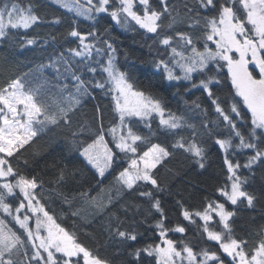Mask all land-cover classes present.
Returning a JSON list of instances; mask_svg holds the SVG:
<instances>
[{"label":"snow or ice","instance_id":"6c2138e0","mask_svg":"<svg viewBox=\"0 0 264 264\" xmlns=\"http://www.w3.org/2000/svg\"><path fill=\"white\" fill-rule=\"evenodd\" d=\"M55 2L86 20L94 19V13H106L125 30L131 28L130 22H135L140 29L155 34L158 43L170 49L167 59L154 61L155 68L162 70L168 81L191 82L194 73L206 74L212 64L227 68V77L234 89L233 102L228 109L222 107L210 87L214 82L220 83L215 76L191 84L193 88H202L207 93L215 112L222 118L214 123L217 126L222 124L223 132H213L208 123L202 124V127L215 137V145L225 153L226 178L223 185L215 189L218 194L216 199L205 197L202 210H190L181 200L176 203L183 220L195 223L194 218L198 217L203 222L201 234L219 245L218 251L230 258V264H264V228L259 230L258 242L248 249L246 240L233 235L231 220L236 213L227 207L245 202L249 208L255 206L258 197L245 190L249 177L242 176L239 170L246 169L254 179L256 168H264V0H192V3L184 0L182 7L170 6L168 0H159L162 5L159 9L152 7L150 0ZM138 8H142V12ZM208 12L213 15H207ZM165 15L168 16L167 25L162 23ZM40 22L41 18L35 14L31 4L22 6L18 0H3L0 3V40L7 39L10 30H27ZM178 23H187L190 30L199 28V36L191 31L177 30L175 25ZM168 31L174 34L170 35ZM67 35L78 41L77 47L65 49L47 65L54 69L57 81L63 76L71 77L74 82L75 93L69 94L66 106L56 103L53 108L39 98V89H26L22 78L13 79L0 87V264H111L62 226L54 214H50L43 202L50 194L45 190V182L37 175L21 172L19 164L14 167L12 163L13 160L19 161L21 150L34 144V138L40 132L46 128L51 130L49 125H71L70 112L81 104L82 97L94 98L91 95L93 89H100L111 96L114 119L109 127H105L103 112L97 106L99 127L80 125L79 132L72 133V147L101 177L116 163L118 156H123L127 167L114 177L119 186L118 192L138 191V196L148 201L149 215L159 214L151 227L158 230L160 242L131 249L128 253L131 259L127 264H138L142 255L154 257L155 264H229L215 251L201 249L196 252L184 241L169 239V232L183 234L186 228L179 223L173 228L167 227L166 214L156 196L164 190L157 176L159 167L175 151L183 150L199 168L206 167V153L196 139L199 135L196 126L183 115L168 109L158 95L137 86L129 70L118 65L117 49L108 38L101 37L96 30L81 33L77 27H72ZM201 40L202 50L198 46ZM34 43L33 39L26 41L27 45ZM250 65L254 66L251 70ZM176 68L179 74L175 72ZM85 72L91 74L88 80L84 78ZM97 75L101 78L97 79ZM58 86L61 91L68 87L67 84ZM195 107L200 106L196 104ZM243 109L250 114V121ZM153 118H158L162 132L175 136L178 130L187 128L191 130V138L180 136L170 148L162 143H149L148 138L134 130V124L145 123L151 129ZM245 127L247 130L242 131ZM85 134L91 142L77 145L75 137ZM138 142L148 146L141 150ZM243 150H248L243 165L239 161L233 162L229 153L236 155ZM53 167L58 168V165ZM68 175L67 169L58 168L55 184L49 182L48 188L57 191ZM57 194L71 206L67 195L63 192ZM261 195L264 196V192ZM80 196L101 212L112 203L111 196L107 203L90 196L88 192ZM132 208L139 211V205L135 204L126 205L125 211ZM72 215L79 216L80 212H73ZM214 217L218 218L216 226L219 230L212 226ZM12 222L18 227L10 226ZM105 231L110 240L120 243L137 240L135 229L125 227L119 216L109 219Z\"/></svg>","mask_w":264,"mask_h":264},{"label":"trees","instance_id":"16d2710c","mask_svg":"<svg viewBox=\"0 0 264 264\" xmlns=\"http://www.w3.org/2000/svg\"><path fill=\"white\" fill-rule=\"evenodd\" d=\"M2 2L3 0H0V3ZM183 2L184 0H168L170 6L177 7H182ZM18 3L22 6L31 4L35 14L41 18V22L27 30H10L8 38L0 40V87L13 79L22 78L26 89H39V98L42 101L51 104L53 108L56 103L66 106L69 94L75 93L74 82L71 77L63 76L57 81L54 69L47 65L65 49L77 47L78 41L67 35L72 27H77L81 33L96 30L101 37L108 38L117 49L118 65L129 70L137 86L158 95L164 100L168 109L177 115H183L188 122L194 124L199 133L196 139L205 149L206 167L204 169L199 168L193 158L183 150L175 151L172 157L159 167L157 176L164 190L156 193V196L160 199L166 214V225L168 228H173L179 223L186 228L183 234L169 232L168 238L177 242L184 241L193 246L196 252L201 249L215 251L230 264V258L224 257V254L218 251L219 245L207 240L206 236L201 234L203 223L198 218H194L195 223L183 220L180 215L181 209L176 203L181 200L190 210H202L206 203L205 197L216 199L218 194L215 189L222 186L226 178L224 154L215 145V137L210 136L208 130L202 127V124L208 123L213 132H223L224 126L222 124L217 126V123H214L222 118L215 112V106L207 93L202 88H193L191 84L198 83L200 79H206L208 76H215L220 83L214 82L210 87L214 96L219 98L222 107L228 109L233 102L234 89L227 77V68H218L216 64H212L211 70L206 74L194 73L191 82L168 81L162 70L155 68L154 61L167 59L170 49L160 45L155 34L140 29L135 22H130L131 28L125 30L116 25L106 13L99 14L94 22H89L54 5L49 0H18ZM189 3H192V0H189ZM150 4L152 7L162 8L159 0H150ZM138 10L142 12V8ZM201 12L203 13L204 10ZM207 15L211 16L213 13L208 12ZM162 23L168 24L167 15L163 17ZM175 28L180 31H191L196 36L200 34L199 28L190 30L187 23H178ZM163 34L162 32L161 35ZM168 34L174 33L168 31ZM27 39L35 40V43L27 45ZM21 44L24 46L21 47ZM198 46L202 50V40ZM210 46L213 47L212 44ZM42 65L45 67L41 68ZM252 68L251 66L250 70ZM90 77V73H84L85 80ZM96 78L101 77L97 75ZM62 84L68 85L64 91H61L58 86ZM91 95L94 98L82 97L81 104L70 112L71 125L61 124L59 127L49 125L51 130L46 128L40 132L34 138V144L25 146V149L21 150L19 161L13 160L12 163L14 167L19 164L21 172H26L30 176L37 175L45 182V190L50 194L43 202L50 214H54L62 226L75 233L82 243L100 257L109 260L111 264H127L131 259L128 255L131 249L160 242L158 230L151 227L159 218V214L149 215L148 201L140 198L138 191L118 192L119 186L116 185L114 177L120 170L127 167V160L123 156H118L116 163L100 179L79 155V151L72 147L74 139L72 133L79 132L80 125L89 124L99 127L97 106L103 112L105 127H109L114 119L111 96L105 95L100 89H93ZM235 100L239 98L235 97ZM196 104L200 107L196 108ZM240 106L242 107V101ZM243 111L250 121V114L246 109ZM150 123L151 129L146 127L145 123L134 124V130L148 138L149 143H162L170 148L172 142L180 136L186 139L191 138V130L187 128L178 130L176 135L172 136L161 131L158 118H153ZM238 123L242 122L238 121ZM246 130V127L242 128V131ZM87 135L75 137L76 144L79 145L84 141L90 143L91 140L87 138ZM138 144L141 150L148 146L140 142ZM247 154L248 150H243L236 155L229 153L233 162L239 161L241 165L245 162ZM24 161H27L26 165ZM54 164L58 165V168L67 169L69 173L63 183L58 186L57 191H51L48 188L49 182L55 184L58 176V168H54ZM239 172L242 176L249 177L245 190L257 195L258 199L252 208H249L246 202L238 206L227 205V207L236 213L231 220L233 235L246 240L248 249H251L258 242L259 230L264 228V196L261 195V192H264V168H256L254 179L246 169L241 168ZM57 192L67 195L71 206ZM84 192H88L97 200H103L104 203H107L108 197L111 196L112 203L105 211H98L81 198L80 194ZM133 204L139 205V211L132 208L126 212L125 206ZM77 211L80 215L73 216L72 213ZM114 216H119L124 221L125 227L135 229L138 234L136 241L120 243L108 238L105 228L109 219ZM216 220L218 219L214 217L212 226L219 230ZM10 226L18 227L14 222ZM138 264H155V258L142 255Z\"/></svg>","mask_w":264,"mask_h":264},{"label":"rangeland","instance_id":"374dc122","mask_svg":"<svg viewBox=\"0 0 264 264\" xmlns=\"http://www.w3.org/2000/svg\"><path fill=\"white\" fill-rule=\"evenodd\" d=\"M50 2H52L54 5H56V6H58V7H60V8H62V9H64V10H67V9H65V8H63V7H61L59 4H57L56 2H55V0H49ZM82 2H83V0H82ZM68 11V10H67ZM74 15H76L75 14V12H72ZM94 15V17L96 18L99 14H93ZM78 17V16H77ZM79 18H82V19H84L83 17H79ZM95 18L94 19H91V20H86V19H84V20H86V21H89V22H94V20H95ZM210 44H211V42H210ZM213 48H214V45H213ZM254 67L253 65H250L249 67ZM175 70V72L177 73V74H179V69L178 68H176V69H174ZM194 75V74H193ZM111 147V146H110ZM223 153V152H222ZM224 155H225V153H223ZM80 155V154H79ZM83 158V157H82ZM83 160H84V158H83ZM92 170H94V172L98 175V177L100 178V179H102L103 177H101V176H99V174L96 172V170L95 169H93L92 167H91V165H88ZM110 170V169H109ZM108 170V171H109ZM108 171H106V173L108 172ZM105 173V174H106ZM195 218H198V217H195ZM199 219V218H198ZM218 219V218H217ZM202 222V221H201ZM203 223V222H202ZM212 224H213V222H212ZM212 262H209V264H211Z\"/></svg>","mask_w":264,"mask_h":264}]
</instances>
